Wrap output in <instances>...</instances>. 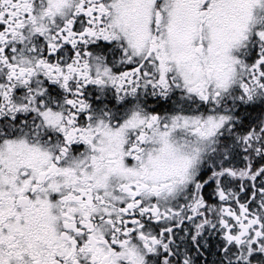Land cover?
<instances>
[{
  "label": "snow or ice",
  "instance_id": "1",
  "mask_svg": "<svg viewBox=\"0 0 264 264\" xmlns=\"http://www.w3.org/2000/svg\"><path fill=\"white\" fill-rule=\"evenodd\" d=\"M0 264H264V0H0Z\"/></svg>",
  "mask_w": 264,
  "mask_h": 264
}]
</instances>
